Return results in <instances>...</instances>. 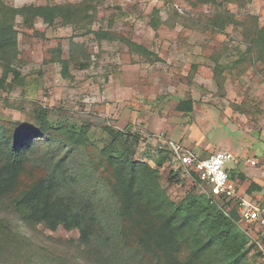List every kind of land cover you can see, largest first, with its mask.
Segmentation results:
<instances>
[{"label": "rangeland", "instance_id": "obj_1", "mask_svg": "<svg viewBox=\"0 0 264 264\" xmlns=\"http://www.w3.org/2000/svg\"><path fill=\"white\" fill-rule=\"evenodd\" d=\"M76 1L5 0L13 6ZM103 8V19L91 27L106 29L113 15V39L96 41L58 20L50 27L40 19L32 28L19 26L17 65L25 82L0 90V120L37 127L36 116L43 114L53 128L75 126L99 149L110 143L105 128H114L124 132L115 154L152 166L170 146L167 140L202 155L229 151L239 163L226 168L243 170L246 179L237 181L245 194L264 200V64L250 40L256 26L264 27V0H105ZM219 12L223 29L210 20ZM122 37L152 53L130 50ZM70 40L84 44L79 57L85 66L71 63L64 77L50 60L51 49L61 44L66 59ZM177 169L170 156L159 169L170 200L179 202L188 191L207 194L209 186L182 170L174 174ZM238 222L248 237L246 231L264 242V230ZM79 235L62 224L54 230L43 223L25 226L0 203V264H111L79 243ZM257 250L251 245L248 264L260 259Z\"/></svg>", "mask_w": 264, "mask_h": 264}, {"label": "trees", "instance_id": "obj_2", "mask_svg": "<svg viewBox=\"0 0 264 264\" xmlns=\"http://www.w3.org/2000/svg\"><path fill=\"white\" fill-rule=\"evenodd\" d=\"M104 1L13 6L0 0V90L25 82L17 65L19 26L32 28L40 19L50 27L58 20L62 26L92 33L96 41L113 39V15L107 17L106 29L91 27L103 19ZM221 17L219 12L210 19L219 29L226 25ZM122 40L130 50L152 53L131 39ZM250 40L264 64V27L256 26ZM83 45L70 40L66 59L61 58V44L51 49L50 60L60 64L64 77L71 63L85 66L79 57ZM185 109H191L190 102ZM36 119L37 127L0 120V203L14 210L25 226L76 228L78 242L92 246L105 263L248 264L246 255L255 241L241 229L235 205L226 215L205 193L188 191L179 202L170 200L159 169L170 156L178 168L170 173L184 171L169 149L160 150L163 155L152 166L115 154L114 143L124 137L120 130L106 127L110 143L99 149L75 126L53 128L43 114ZM229 174L234 178L233 170ZM254 254L260 257L261 252Z\"/></svg>", "mask_w": 264, "mask_h": 264}, {"label": "built area", "instance_id": "obj_3", "mask_svg": "<svg viewBox=\"0 0 264 264\" xmlns=\"http://www.w3.org/2000/svg\"><path fill=\"white\" fill-rule=\"evenodd\" d=\"M180 12H182L180 10ZM165 141L168 149L173 153L178 165L189 177H192L199 186H209L207 195L211 200L223 208L227 215L230 207L235 205L239 221L247 225L246 229H253L259 233L264 230V202L254 201L242 194L236 182L230 177L226 163L236 161L235 156L229 151H215L207 155H201L192 149H186L183 145ZM170 143V144H169ZM229 203V205L227 204ZM261 252L258 264H264V242L257 238L256 233H249Z\"/></svg>", "mask_w": 264, "mask_h": 264}, {"label": "crops", "instance_id": "obj_4", "mask_svg": "<svg viewBox=\"0 0 264 264\" xmlns=\"http://www.w3.org/2000/svg\"><path fill=\"white\" fill-rule=\"evenodd\" d=\"M191 149V148H190ZM193 150V149H192ZM194 151H196V150H194ZM196 152H198V151H196ZM199 153V152H198ZM232 153V152H231ZM200 154V153H199ZM202 155V154H201ZM205 155V154H204ZM207 155V154H206ZM235 158H236V161H233L234 163H239V160L237 159V157L235 156ZM243 172V170H238V168L237 167H235V170H233V172H234V178H232L235 182H236V184H237V186H238V188H239V190H240V192L242 193V194H245L246 192H245V190L243 191V189L241 188V186H240V184L238 183V179L239 180H241V181H243V180H245L246 178H245V176H244V174L242 173ZM228 172H229V170H228ZM252 184V183H251ZM257 185V184H256ZM247 191H248V188L246 189ZM246 195V194H245ZM247 196V195H246ZM250 198V197H249ZM255 201V200H254ZM261 201H263L264 202V200H261Z\"/></svg>", "mask_w": 264, "mask_h": 264}]
</instances>
